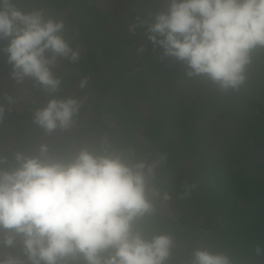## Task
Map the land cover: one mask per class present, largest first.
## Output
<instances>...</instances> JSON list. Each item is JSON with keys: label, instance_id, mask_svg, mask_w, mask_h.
<instances>
[{"label": "trees", "instance_id": "trees-1", "mask_svg": "<svg viewBox=\"0 0 264 264\" xmlns=\"http://www.w3.org/2000/svg\"><path fill=\"white\" fill-rule=\"evenodd\" d=\"M142 1L146 13L130 10L126 0H11L22 12L61 21L59 34L78 57H56L50 69L59 85L50 92L32 77L13 78L8 39H0V105L17 116L8 121L11 148L0 146V171L17 166L16 153L39 155L42 144L49 159L64 163L82 149L154 163L146 191L152 211L134 230L145 239L171 237L165 264H194L198 249L230 264H264V47L251 50L241 85L221 89L205 74L187 75L183 61L148 40L153 17L165 10L157 0ZM17 91L36 95L37 104L17 108ZM52 98H73L79 109L68 127L45 132L33 114ZM211 123L232 125L235 137L220 144L205 129ZM23 239L0 228V259L30 264ZM65 264L84 260L77 254Z\"/></svg>", "mask_w": 264, "mask_h": 264}, {"label": "clouds", "instance_id": "clouds-1", "mask_svg": "<svg viewBox=\"0 0 264 264\" xmlns=\"http://www.w3.org/2000/svg\"><path fill=\"white\" fill-rule=\"evenodd\" d=\"M63 27L39 11L25 13L11 0H0V39H8L14 79L32 77L56 91L59 80L50 66L58 56L78 57L59 34ZM147 38L164 55L183 61L187 75L205 74L221 89H236L244 82L251 50L264 47V0H168L166 11L153 17ZM78 109L73 98H52L33 120L52 132L68 127ZM47 151L42 144L39 155L16 153L17 166L0 171V228L23 235L30 264H65L77 254L84 264H165L171 237L145 239L134 230L152 211L146 191L154 163L128 164L118 154L84 149L64 163L49 159ZM4 243L10 245L12 238ZM193 255L194 264H230L220 253L198 249ZM0 264L21 262L7 258Z\"/></svg>", "mask_w": 264, "mask_h": 264}, {"label": "rangeland", "instance_id": "rangeland-1", "mask_svg": "<svg viewBox=\"0 0 264 264\" xmlns=\"http://www.w3.org/2000/svg\"><path fill=\"white\" fill-rule=\"evenodd\" d=\"M157 2L159 3L160 7L166 11L167 6H168V0H157ZM142 4H143L142 0H126V5L130 10H133L135 12L146 13L147 7L145 9L140 8ZM18 88H19V85H18ZM36 98H37L36 95L33 96L32 94H29V93L25 94L21 91L15 92L13 96V99H15L14 105L17 104V108L18 106H20L21 108H26L28 106H31V105L33 106L34 104H37L38 101H36ZM0 109L3 110L2 112H0V123L5 124L4 128H0V131L1 129L4 131L3 133L2 131L0 133V146L6 145L10 149L12 146V137L15 134V129H14V126L8 124V121L9 120L15 121L17 119V116L15 112L13 111L15 108H9L7 106L0 105ZM80 121L81 119L79 121L76 120L77 123ZM205 129L212 131L215 134V137L217 138V141H219L220 144L221 143L225 144L224 142H225L226 137L231 133L235 137L233 126L229 125L228 123H224V125L212 124V123L207 124ZM208 135L211 137V134H208ZM217 146L218 145L216 144L215 147ZM191 165L192 164H190L189 162L186 168L191 170Z\"/></svg>", "mask_w": 264, "mask_h": 264}]
</instances>
